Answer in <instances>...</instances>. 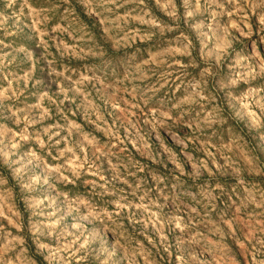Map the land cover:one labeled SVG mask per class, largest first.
<instances>
[{
  "label": "rangeland",
  "instance_id": "rangeland-1",
  "mask_svg": "<svg viewBox=\"0 0 264 264\" xmlns=\"http://www.w3.org/2000/svg\"><path fill=\"white\" fill-rule=\"evenodd\" d=\"M0 264H264V0H0Z\"/></svg>",
  "mask_w": 264,
  "mask_h": 264
}]
</instances>
